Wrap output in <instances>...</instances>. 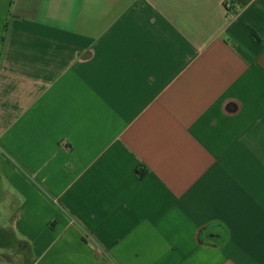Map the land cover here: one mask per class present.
<instances>
[{
  "label": "crops",
  "instance_id": "0c3cea01",
  "mask_svg": "<svg viewBox=\"0 0 264 264\" xmlns=\"http://www.w3.org/2000/svg\"><path fill=\"white\" fill-rule=\"evenodd\" d=\"M0 264H264V0H0Z\"/></svg>",
  "mask_w": 264,
  "mask_h": 264
}]
</instances>
